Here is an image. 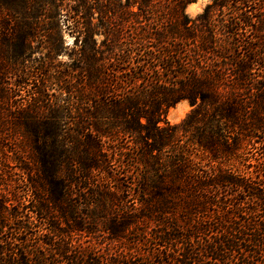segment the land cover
Instances as JSON below:
<instances>
[{
	"label": "trees",
	"instance_id": "trees-1",
	"mask_svg": "<svg viewBox=\"0 0 264 264\" xmlns=\"http://www.w3.org/2000/svg\"><path fill=\"white\" fill-rule=\"evenodd\" d=\"M195 1L42 0L38 17L53 22L47 27L55 31L47 35L53 56L62 52L54 39L62 38L60 21L71 13L84 20L66 31L80 43L69 55L77 61L78 82L63 76L60 87L75 95L81 118L71 144L62 131L50 132L48 120L40 125L30 107L14 115L32 136L33 168H21L33 175L27 209L49 237L27 247L19 237L30 217L0 201V233L13 230L0 238V264H51L52 255L65 264H264V184L258 173L228 165L245 138L264 135V57H250L256 50L244 37L252 34L257 52L264 50V0H212L189 21L185 9ZM96 37L104 38L105 53ZM235 42L246 47L240 58L233 55ZM103 54L110 74L102 71ZM7 98L0 92L1 101ZM182 101L190 112L168 124V109ZM122 157L127 193L133 186L141 203L125 215L114 191L89 186L94 174L119 184L112 167ZM197 159H206L205 166ZM231 192L233 210L225 199ZM99 225L117 249L91 258L72 239L94 234Z\"/></svg>",
	"mask_w": 264,
	"mask_h": 264
},
{
	"label": "rangeland",
	"instance_id": "rangeland-1",
	"mask_svg": "<svg viewBox=\"0 0 264 264\" xmlns=\"http://www.w3.org/2000/svg\"><path fill=\"white\" fill-rule=\"evenodd\" d=\"M211 1L196 0L188 5L185 9V14L189 21L195 20ZM41 8L42 0H0V22L7 24L6 31L2 27L0 28V59L2 62L0 68V92L4 91V93L8 94L7 101L3 102L0 100V201L4 203V208L15 210L22 218L24 216L30 217L28 219L24 218L23 221L26 225H28V222L32 225H28L29 228L26 234H22L19 237L21 240H28L27 247L34 246L42 235H45V239L48 238L49 233L44 230L45 225L35 217H31V213L27 209L33 203L32 193L28 187L33 175L27 173L28 171L23 173L21 168H27L28 170L33 168L31 159L34 152L29 143L32 136H27L24 126L17 125L18 120H13V117L18 109L25 106L30 107L32 111H37L40 125L45 119L48 120L46 122L52 130L49 131L52 133L57 131V134L62 131L64 140L71 144L75 140L78 131L77 123L80 122L81 118L75 102V95L66 93L65 90H62L64 88L60 89V87L63 76L64 81L73 83L75 86L78 82L77 75L72 73L78 64L77 61L70 59L69 55L72 58L75 56L80 43L75 46L73 38L66 31L72 28L71 25L73 23L81 26L84 20L78 19L79 15L77 16L76 13L75 16L71 13V15H67L71 20L62 19L60 21L59 28L63 32L61 34L62 38L61 40L59 37L54 39L55 42L57 41L56 43L59 42L62 52L57 56H53L52 48L47 42L48 32L51 34L55 32L54 30L49 31L47 28L48 24L53 22L47 21L44 16L38 17ZM224 12L226 15L227 12ZM219 15L221 16L219 13L215 14V16ZM91 23H97L96 14L92 16ZM56 31L58 32V29ZM13 33L19 34L14 35ZM244 37L251 39L250 45L256 50V53L249 51L250 57L258 55L264 57L263 49L257 52L256 47H258V44L255 42L253 35L245 33ZM103 39V37H96L94 40L95 46L101 53H105V49L101 44ZM105 44L107 45V42ZM241 45L239 46L235 42L233 55L237 58L245 55L244 50L246 47L242 48ZM104 57L107 56L103 54L100 61V65L104 66L102 71L110 74L111 72L106 70L109 64L103 59ZM67 73L72 75V79L65 78ZM190 110L191 107L188 102L182 101L168 109L165 121L170 125H177L186 117ZM253 136L254 138H245L241 142L239 155L237 156L239 158L234 157L228 165H231L234 169L236 166L243 173L250 171L258 173L261 176L259 184H264V143H260L264 139V135L255 133ZM116 146L125 147L126 144L123 141H118ZM126 161L127 159L122 157L113 163V175L116 177V181H119L118 179L121 180L119 184L113 180L100 177L99 174L91 175L89 182L90 187L95 186L110 192L114 191L118 204L125 209L123 215H125L127 208L131 213L141 209V203L137 202L133 186L127 193V188H125L127 184L121 178L122 173L128 170L125 165ZM196 162L200 166H205L206 159L203 161L197 159ZM258 168L259 171H257ZM136 172L135 166L130 168L133 179L137 174ZM72 193L76 197L75 201L79 200L77 195L80 194V190L75 188ZM225 199L228 202L227 207H229V210H233L235 208V193L231 192V194L225 195ZM78 212L80 214L78 218L80 219L85 209L80 207ZM7 225H9L10 229L13 228L10 223ZM92 228L95 227L92 226ZM101 229V225L97 226L94 234L89 236L84 233H77L72 239V244L87 250L86 253L91 258H97L101 254L113 255L117 246L107 239ZM7 233L13 234V230L0 233V238H5ZM49 261L51 264H65L64 259L54 258L53 255L49 258Z\"/></svg>",
	"mask_w": 264,
	"mask_h": 264
}]
</instances>
